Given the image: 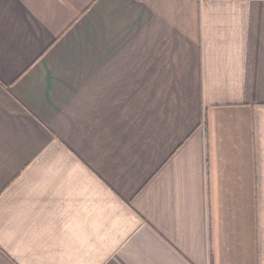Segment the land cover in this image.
<instances>
[{"label":"crops","instance_id":"crops-1","mask_svg":"<svg viewBox=\"0 0 264 264\" xmlns=\"http://www.w3.org/2000/svg\"><path fill=\"white\" fill-rule=\"evenodd\" d=\"M0 264H264V0H0Z\"/></svg>","mask_w":264,"mask_h":264}]
</instances>
